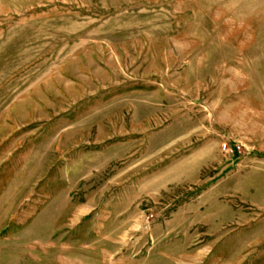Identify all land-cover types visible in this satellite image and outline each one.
Instances as JSON below:
<instances>
[{"label": "rangeland", "instance_id": "1", "mask_svg": "<svg viewBox=\"0 0 264 264\" xmlns=\"http://www.w3.org/2000/svg\"><path fill=\"white\" fill-rule=\"evenodd\" d=\"M0 264H264V0H0Z\"/></svg>", "mask_w": 264, "mask_h": 264}]
</instances>
